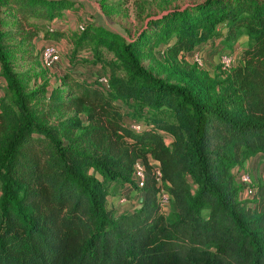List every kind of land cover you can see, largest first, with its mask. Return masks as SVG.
I'll use <instances>...</instances> for the list:
<instances>
[{
	"label": "trees",
	"instance_id": "trees-1",
	"mask_svg": "<svg viewBox=\"0 0 264 264\" xmlns=\"http://www.w3.org/2000/svg\"><path fill=\"white\" fill-rule=\"evenodd\" d=\"M74 5L0 0L6 14L18 15L7 29L0 14V77L10 93L0 97V264H264V183L242 200L235 171L264 154V0H205L156 22L176 53L213 37H248L240 63L226 72L237 113L225 111L220 99L211 103L202 88L154 75L134 43L122 44L126 77L64 71L76 95L56 96L57 88L39 109L33 102L45 87L29 88L15 71L8 37L19 38L25 59H36L31 42L38 32L57 34L44 22ZM81 34L75 67L93 62L84 42L97 40L90 48L97 56L119 38L93 24ZM148 35H157L154 27L135 44ZM126 104L148 111H124ZM59 109L70 114L53 120ZM138 161L146 167L142 189L133 180ZM155 163L172 194L171 217L158 202ZM114 182L144 193L139 206L120 213L108 207Z\"/></svg>",
	"mask_w": 264,
	"mask_h": 264
},
{
	"label": "rangeland",
	"instance_id": "rangeland-1",
	"mask_svg": "<svg viewBox=\"0 0 264 264\" xmlns=\"http://www.w3.org/2000/svg\"><path fill=\"white\" fill-rule=\"evenodd\" d=\"M75 3L74 6L66 8L61 11L62 15L54 22H44L46 27L57 29L56 35L48 36L46 31L40 33L34 38L33 53L36 59H25L21 55V47L18 45V37L12 35L8 37V43L12 44L9 47V56L14 65V69L17 73L21 74L24 79L28 81L29 88L34 89L40 86L45 87V92L37 96L34 100V104L39 109H45L46 104L51 100V97L58 88L57 95L64 93H72L76 95V89L69 80H64L63 76L71 70L74 75H79L77 72H82V76H88L92 78L95 73L103 75V71L107 73H115L121 76H127L126 65L123 59L122 44L134 43L132 50L142 62V64L150 70L154 75L164 78L166 81L192 86L195 85L198 88L204 90V94H207L211 99V103H214L217 99L221 100L222 108L230 113H237V109L233 102L232 91L230 89L229 82L227 81L228 73L222 69L221 55L224 53L235 56L236 65L240 63V58L243 55L244 47L242 45L243 34L237 38H221L213 37L208 40L195 45L193 50L189 52L171 51L168 49V39L162 36V32L165 26L162 24H156L157 20L165 14H168L175 10H186L189 7L203 3L205 0H66ZM1 16H6L7 20L4 24L5 28L15 26V17L17 13H5L4 9L0 8ZM14 17V18H13ZM97 25L108 31L117 34L118 39L114 40L110 44L108 40V46H103L100 49V53L94 56L90 51V48L96 46L97 40L88 44L84 42L82 48L86 49L84 52L89 56L92 63L80 64L79 66L73 65L71 57L77 50V40L82 34L84 29L88 25ZM154 27L157 35H148L142 43L136 45V41L142 34ZM140 37V38H139ZM169 38V36H168ZM96 39V37H95ZM48 41L55 42L60 49L61 63L59 71L51 72L46 70L41 63V50L42 46ZM22 44H25L22 41ZM81 48V49H82ZM95 52V51H94ZM198 53L202 56L204 64L198 65L193 59V54ZM97 58V60L95 59ZM122 57V58H121ZM75 67V68H74ZM66 72L63 74V72ZM75 71V72H74ZM93 79V78H92ZM60 87V88H59ZM8 82L0 77V97L9 95ZM206 92V93H205ZM12 97L8 96L7 102L12 103ZM136 104V103H135ZM137 105H125L124 111H139L146 108ZM163 114L169 117L173 116L171 110L163 108ZM145 111H148L147 108ZM150 111V110H149ZM70 112H64L63 109H59L51 118L57 120L58 118L65 119V115H69ZM142 115L137 119L139 121ZM142 120V119H141ZM168 143H172L173 137L168 135L166 138ZM255 162H250L246 166L245 163L237 167L239 173H249L256 185L258 183H264V154L259 153L255 156ZM252 158V157H251ZM246 160V161H247ZM245 161V162H246ZM236 171V170H235ZM238 185H240L237 180ZM2 181L0 179V187ZM115 190V188H111ZM118 192V191H117ZM116 192V193H117ZM239 197L244 199H250L249 196L243 193V190L239 191ZM131 202L134 200L131 197ZM127 204L126 206H128ZM174 206L171 203L166 208H163V212L167 217L172 216ZM122 211V210H121ZM207 214V211L204 212Z\"/></svg>",
	"mask_w": 264,
	"mask_h": 264
},
{
	"label": "built area",
	"instance_id": "built-area-1",
	"mask_svg": "<svg viewBox=\"0 0 264 264\" xmlns=\"http://www.w3.org/2000/svg\"><path fill=\"white\" fill-rule=\"evenodd\" d=\"M81 29H84L83 26H81ZM221 63H222V69L224 72L230 71L234 65L236 64L235 56L224 53L221 55ZM192 59L198 64L203 65V59L202 56L198 53L193 54ZM41 62L45 69L51 71V72H57L59 71L60 63H61V53L59 46L56 43L48 42L46 43L42 50H41ZM101 82L108 86V78L106 76H102L100 78ZM131 126L133 128L140 129V124L132 122ZM145 164L143 161H138L135 166V171L133 174V180L135 181V184L137 187L142 189L145 186ZM238 175L237 180L239 181L240 185L242 186L243 193L252 198L256 193V183L253 182L251 175L249 173H239V169H236ZM154 173L157 179L158 184L160 185V191L158 193V202L160 206L163 208H166L171 204L172 201V194L170 191L166 188V186L163 184V174L162 170L160 168V165L155 163L154 166ZM128 187H131L130 184H128ZM117 210H123L129 202H131V194H129L127 188H122L117 196Z\"/></svg>",
	"mask_w": 264,
	"mask_h": 264
},
{
	"label": "crops",
	"instance_id": "crops-1",
	"mask_svg": "<svg viewBox=\"0 0 264 264\" xmlns=\"http://www.w3.org/2000/svg\"><path fill=\"white\" fill-rule=\"evenodd\" d=\"M243 38H244L243 40H245V41H243L242 45L243 46H246L247 43H248V37L244 35ZM249 160L252 163L255 162V158L254 157L250 158ZM249 160H247L245 162V165L244 166H246L248 164ZM112 187L115 188V190H117L118 192L117 191L114 192V190H111L110 195L107 198V206L108 207H115V208H117V198H118L117 196H118L119 191L122 188H124V187L127 188L129 194H131L133 196V198H134V200L132 201V203H130L128 206H125V210H131V209H133L135 207H138L139 206V201H141L142 197L144 196V193L142 194V192H140L138 190H135L134 188L128 187V184L127 183L114 182L112 184ZM118 213H120L119 210H118Z\"/></svg>",
	"mask_w": 264,
	"mask_h": 264
}]
</instances>
